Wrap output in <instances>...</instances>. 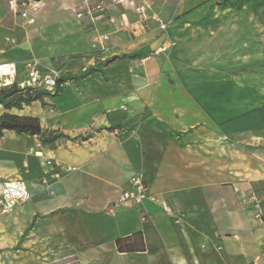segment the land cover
Wrapping results in <instances>:
<instances>
[{
    "label": "crops",
    "instance_id": "obj_1",
    "mask_svg": "<svg viewBox=\"0 0 264 264\" xmlns=\"http://www.w3.org/2000/svg\"><path fill=\"white\" fill-rule=\"evenodd\" d=\"M174 1L176 18L193 15L210 0ZM90 15L95 25L81 32L93 40L89 55L73 71L122 57L106 66L109 79L94 72L63 84L60 95L48 100L53 109L40 115L43 130L76 139L29 151L32 169L44 158L58 166L37 198L23 178L32 198L11 211L29 206L34 223L19 237L20 255L28 264L72 257L81 264H264V221L257 211L264 209V104L217 119L206 98L229 96V85L219 79L187 85L172 59L175 45L159 51L165 35L158 22L142 24L135 9L119 7L104 19ZM121 15L137 28L108 20ZM157 16L169 33V22ZM235 33L208 43L243 39L241 28ZM261 54L228 60L214 73L264 95V47ZM135 173L158 200L146 202L149 221L141 208L120 202ZM137 232L144 250L119 252L117 239Z\"/></svg>",
    "mask_w": 264,
    "mask_h": 264
},
{
    "label": "rangeland",
    "instance_id": "obj_2",
    "mask_svg": "<svg viewBox=\"0 0 264 264\" xmlns=\"http://www.w3.org/2000/svg\"><path fill=\"white\" fill-rule=\"evenodd\" d=\"M147 1L149 5L146 4ZM173 3L175 4L174 0H122L119 3L114 0H0V49L3 50L0 54L1 57L18 63L21 70L19 80L26 79L27 70L24 66L30 60L43 73L61 76L77 69L79 63L89 55L86 47L93 40L88 37L86 39L81 33L95 25L91 21V15L87 13L88 8L101 4L104 11H94L93 15L104 19L113 7L116 10L119 7L134 11L136 7L144 6L148 12L156 13L169 22V33L176 41L172 59L187 85L197 86L205 79L211 85L216 84L218 79V84L223 82L229 85V96L206 98L209 109L217 119L263 105L264 95L245 88L239 89L235 87L233 79L227 77L222 80L214 72L228 60L262 55L264 0H210L199 6L200 9L193 15L176 18L171 11ZM24 11L28 13V17L22 15ZM79 13L82 16H78ZM102 14L105 15L100 16ZM239 28L243 30V39H230L221 45L208 43L215 35L235 37V31ZM197 37L200 38L199 41L196 40ZM51 97H45L46 104L36 101L24 106L22 110H6L0 106V116L10 113L40 119V115L44 116L47 110L53 109V104L48 103ZM32 139L27 134L3 132L0 136V178H24L37 198L45 195L46 177L55 172V166L48 165L44 158L38 169H32L29 159L35 163V157L30 156L31 147L42 150L41 146H48L38 136L34 141ZM28 209L29 206L0 216V264H28L26 257L20 255L18 250L19 237L31 222ZM257 211L264 221V209L258 207ZM38 264L81 263L77 257H72L53 262L39 261Z\"/></svg>",
    "mask_w": 264,
    "mask_h": 264
},
{
    "label": "built area",
    "instance_id": "obj_3",
    "mask_svg": "<svg viewBox=\"0 0 264 264\" xmlns=\"http://www.w3.org/2000/svg\"><path fill=\"white\" fill-rule=\"evenodd\" d=\"M117 3L122 0H114ZM94 11L102 12L104 8L101 4L88 8L87 13L92 14ZM135 11L139 16V22L144 24L148 19H152L159 23V27L165 35L163 45L159 48V51L170 52L175 45V42L170 38L168 33L167 23L162 22L156 14L147 13L144 6L136 7ZM24 17H28V13L24 11L22 13ZM78 16H82L81 13ZM100 16H103L100 15ZM108 20L111 24L118 26L122 29H136L137 26L127 21L125 15H121L120 18L109 16ZM1 41V33H0ZM3 50L0 49V53ZM27 77L24 80H19L18 66L12 61H0V89L11 86L15 82H18L20 88H36L46 89L48 91H54L58 74H45L39 70L37 64L30 60L26 63ZM43 156V155H40ZM46 163L48 165L58 166L53 159L47 158ZM68 169L74 170V167L69 166ZM32 198V191L29 189L27 183L22 178H0V214L7 213L21 204L29 202ZM147 201H158L156 196L151 192L147 182L144 180L140 173H135L129 180V186L124 189L120 202L129 205H134L142 210V219L144 221L151 220V216L146 207ZM165 206V204L163 203ZM166 208V207H165ZM167 209V208H166Z\"/></svg>",
    "mask_w": 264,
    "mask_h": 264
},
{
    "label": "trees",
    "instance_id": "obj_4",
    "mask_svg": "<svg viewBox=\"0 0 264 264\" xmlns=\"http://www.w3.org/2000/svg\"><path fill=\"white\" fill-rule=\"evenodd\" d=\"M121 57L122 56L115 55L105 61L91 65L84 70L64 73L57 78L54 92L46 89L20 88L18 82H15L11 86L0 89V106L6 110L13 108L22 110L24 106H29L36 101L46 104L45 97L59 96L63 91V84L66 82L82 81L94 72H100L105 79H109L106 72V66ZM115 127H121V125H116ZM4 131H13L18 135L27 134L30 136H38L40 137L41 142L49 147H54L55 143L60 139H76L71 138L69 135L59 130H43L40 119L36 116H19L10 113H4L0 116V136L3 135ZM89 137L90 136H81L83 140H87ZM33 223L34 221L29 225L28 229L32 227ZM116 244L119 252L143 251L145 248L143 234L141 232H137L125 238H119L117 239Z\"/></svg>",
    "mask_w": 264,
    "mask_h": 264
},
{
    "label": "water",
    "instance_id": "obj_5",
    "mask_svg": "<svg viewBox=\"0 0 264 264\" xmlns=\"http://www.w3.org/2000/svg\"><path fill=\"white\" fill-rule=\"evenodd\" d=\"M34 1H36V2H40L41 0H34Z\"/></svg>",
    "mask_w": 264,
    "mask_h": 264
},
{
    "label": "bare ground",
    "instance_id": "obj_6",
    "mask_svg": "<svg viewBox=\"0 0 264 264\" xmlns=\"http://www.w3.org/2000/svg\"><path fill=\"white\" fill-rule=\"evenodd\" d=\"M41 2V1H40ZM37 4H39V3H37Z\"/></svg>",
    "mask_w": 264,
    "mask_h": 264
}]
</instances>
